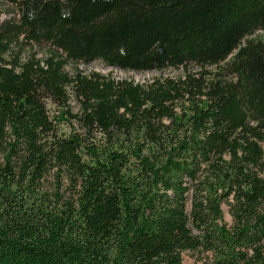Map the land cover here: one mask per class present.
<instances>
[{"label": "trees", "instance_id": "16d2710c", "mask_svg": "<svg viewBox=\"0 0 264 264\" xmlns=\"http://www.w3.org/2000/svg\"><path fill=\"white\" fill-rule=\"evenodd\" d=\"M3 1L0 264H264V0Z\"/></svg>", "mask_w": 264, "mask_h": 264}, {"label": "rangeland", "instance_id": "374dc122", "mask_svg": "<svg viewBox=\"0 0 264 264\" xmlns=\"http://www.w3.org/2000/svg\"><path fill=\"white\" fill-rule=\"evenodd\" d=\"M9 9H10L9 5L5 1L0 0V19L8 18L10 16ZM249 38L264 39V29L256 31ZM35 50H36L35 53H37L39 57H43L44 54L47 53V48L43 46L37 47L35 48ZM75 68H78L85 73L97 72L102 75H108L110 77H114L116 79L130 78L136 81H144L146 79H150L152 76L158 75V72L156 71H152V72L124 71L119 68H113L107 66L100 61L92 62L90 64H79L77 67L69 64L66 67V70L71 72ZM164 72L165 74L179 75L182 72V69H167ZM226 218L229 219L228 215H226ZM182 258H183V264H194V258L190 255V253L188 252L183 253Z\"/></svg>", "mask_w": 264, "mask_h": 264}, {"label": "water", "instance_id": "95a60500", "mask_svg": "<svg viewBox=\"0 0 264 264\" xmlns=\"http://www.w3.org/2000/svg\"><path fill=\"white\" fill-rule=\"evenodd\" d=\"M158 51H159L160 53H163V50H162L161 47H158Z\"/></svg>", "mask_w": 264, "mask_h": 264}]
</instances>
